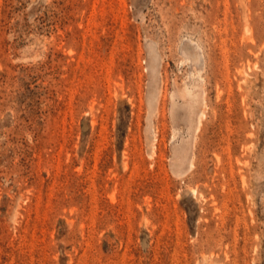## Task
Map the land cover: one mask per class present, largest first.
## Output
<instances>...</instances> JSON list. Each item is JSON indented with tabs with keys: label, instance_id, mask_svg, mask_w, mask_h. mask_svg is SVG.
I'll use <instances>...</instances> for the list:
<instances>
[{
	"label": "rangeland",
	"instance_id": "374dc122",
	"mask_svg": "<svg viewBox=\"0 0 264 264\" xmlns=\"http://www.w3.org/2000/svg\"><path fill=\"white\" fill-rule=\"evenodd\" d=\"M0 264H264V0H0Z\"/></svg>",
	"mask_w": 264,
	"mask_h": 264
}]
</instances>
